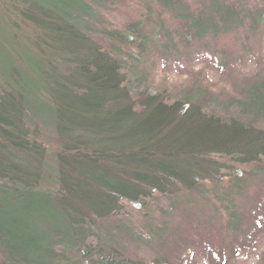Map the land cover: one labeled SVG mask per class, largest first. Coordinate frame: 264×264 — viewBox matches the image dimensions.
I'll return each mask as SVG.
<instances>
[{"label":"trees","instance_id":"16d2710c","mask_svg":"<svg viewBox=\"0 0 264 264\" xmlns=\"http://www.w3.org/2000/svg\"><path fill=\"white\" fill-rule=\"evenodd\" d=\"M16 2L48 41L28 39L17 65L1 47L0 264H163L125 255L97 220L154 192L214 189L218 176L244 187L264 171V75L217 110L199 86L141 89L130 60L264 34V0ZM106 12L125 22L104 27Z\"/></svg>","mask_w":264,"mask_h":264},{"label":"rangeland","instance_id":"374dc122","mask_svg":"<svg viewBox=\"0 0 264 264\" xmlns=\"http://www.w3.org/2000/svg\"><path fill=\"white\" fill-rule=\"evenodd\" d=\"M21 10L16 0H0V74L1 47L11 51L17 65L23 48L32 47L28 39L41 46L48 41L42 31L23 20ZM105 14L104 27L112 29L125 22L120 14ZM203 42L181 46L177 54L147 50L139 61L130 60V76L140 80L141 89L171 96L199 86L211 96L212 106L222 110L230 96L264 75V34L238 32ZM259 124L264 126V121ZM208 183L198 191L154 192L146 203H125L118 213L97 221L106 229L114 228L111 237L125 255L146 263L159 259L163 264H264V171H255L244 187L221 176L218 187L212 189ZM232 212L239 219L233 230L226 225ZM122 224L136 237L116 228Z\"/></svg>","mask_w":264,"mask_h":264}]
</instances>
